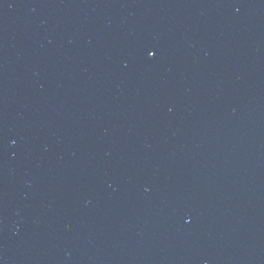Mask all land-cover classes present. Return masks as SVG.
I'll use <instances>...</instances> for the list:
<instances>
[{
	"label": "water",
	"instance_id": "1",
	"mask_svg": "<svg viewBox=\"0 0 264 264\" xmlns=\"http://www.w3.org/2000/svg\"><path fill=\"white\" fill-rule=\"evenodd\" d=\"M0 264H264V0H0Z\"/></svg>",
	"mask_w": 264,
	"mask_h": 264
},
{
	"label": "snow or ice",
	"instance_id": "2",
	"mask_svg": "<svg viewBox=\"0 0 264 264\" xmlns=\"http://www.w3.org/2000/svg\"><path fill=\"white\" fill-rule=\"evenodd\" d=\"M154 55V53H152Z\"/></svg>",
	"mask_w": 264,
	"mask_h": 264
}]
</instances>
